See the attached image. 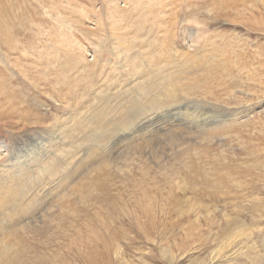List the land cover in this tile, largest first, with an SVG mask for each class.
Instances as JSON below:
<instances>
[{"label":"rangeland","instance_id":"rangeland-1","mask_svg":"<svg viewBox=\"0 0 264 264\" xmlns=\"http://www.w3.org/2000/svg\"><path fill=\"white\" fill-rule=\"evenodd\" d=\"M119 2L0 0V264H264V0Z\"/></svg>","mask_w":264,"mask_h":264},{"label":"bare ground","instance_id":"bare-ground-1","mask_svg":"<svg viewBox=\"0 0 264 264\" xmlns=\"http://www.w3.org/2000/svg\"><path fill=\"white\" fill-rule=\"evenodd\" d=\"M126 0H123V4H124V2H125ZM126 3V2H125ZM125 6H127V3L126 4H124ZM123 7H121V5H120V2H119V0H109V5H108V10H109V12L111 13L110 15H112L113 14V16L115 15L116 16V18H115V16H114V18H115V21H116V19H117V17L120 19V21H119V23L121 24V26H117V28L118 29H120V30H127V29H129L130 27H132V23H133V17H132V13H133V10H134V8L133 9H129L130 10V12H125V11H123V9H122ZM113 24V23H112ZM119 24V25H120ZM88 114H89V111H88ZM152 123V122H151ZM152 143V145H153V143H154V141H146V144H144L143 146H138V145H135V146H133V148L131 149V150H133V151H135L136 153H138V154H143V150H151L152 152H151V155H153V154H155V152H157V150H155V149H151V146L152 145H150ZM145 147H146V149H145ZM136 155V154H135ZM129 157V156H128ZM136 157V156H135ZM127 161V160H126ZM133 163V162H132ZM117 166V165H116ZM118 167V166H117ZM131 167V166H130ZM128 170V169H127ZM191 211H193L194 212V214H195V216L197 215V210H191ZM179 212L180 213H182V211L181 210H179ZM188 214H189V212H188ZM193 214V213H192ZM209 213H208V217H206V218H209ZM198 221H200L199 219H197L195 222H198ZM216 260V259H215ZM215 262V261H214Z\"/></svg>","mask_w":264,"mask_h":264}]
</instances>
